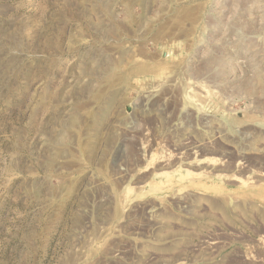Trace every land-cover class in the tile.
Wrapping results in <instances>:
<instances>
[{"label":"rangeland","instance_id":"obj_1","mask_svg":"<svg viewBox=\"0 0 264 264\" xmlns=\"http://www.w3.org/2000/svg\"><path fill=\"white\" fill-rule=\"evenodd\" d=\"M0 264H264V0H0Z\"/></svg>","mask_w":264,"mask_h":264}]
</instances>
